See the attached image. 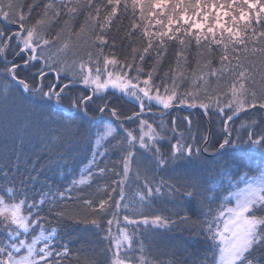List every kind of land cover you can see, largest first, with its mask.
Here are the masks:
<instances>
[{
  "label": "snow or ice",
  "instance_id": "6c2138e0",
  "mask_svg": "<svg viewBox=\"0 0 264 264\" xmlns=\"http://www.w3.org/2000/svg\"><path fill=\"white\" fill-rule=\"evenodd\" d=\"M117 36L124 55L114 51ZM193 49L196 68L189 73ZM170 53L175 63L161 74ZM258 79L264 84V0H0V101L6 105L17 93L29 102H54L62 138L88 142L90 155L71 183L96 187L95 197L83 200L91 218L81 222L103 232V264H155L139 229L188 222L179 213L172 220L145 210L162 187L189 203L216 204L198 226L210 253L199 264H259L264 169L241 176L244 186L238 182L223 200L197 172L209 145L211 159L230 152L241 170L248 155L264 156V122L241 125L243 135L231 127L241 113L264 110ZM80 85L82 94L73 95ZM178 106L205 114L215 109L218 137L210 142L201 136L205 146L199 147L175 120L165 127L151 119ZM168 172L183 174L168 183L161 175ZM31 179L0 185V264H65L71 250L48 227L64 193L30 194Z\"/></svg>",
  "mask_w": 264,
  "mask_h": 264
},
{
  "label": "trees",
  "instance_id": "16d2710c",
  "mask_svg": "<svg viewBox=\"0 0 264 264\" xmlns=\"http://www.w3.org/2000/svg\"><path fill=\"white\" fill-rule=\"evenodd\" d=\"M31 2L32 0H19L21 4ZM37 11L34 10V16ZM124 23L127 24V21ZM84 39L87 37L85 36ZM117 42L118 46L114 51L117 55H124L127 49L120 42V36H117ZM11 58L9 57V59ZM188 59L187 69L191 73L196 68L194 49ZM169 63L173 65L175 63L171 53L161 67V74L167 70ZM213 63L215 64V61ZM32 71L35 73L36 70ZM50 79L51 74L48 77V80ZM256 87L259 91L264 88V84L258 79ZM182 88L188 89L189 82L185 81ZM76 90L73 95H79ZM27 95L26 93L25 96ZM37 99V97H32L33 102H29L23 97H19L17 93H13L10 102L6 105L0 101V185H3L5 174L7 178L15 179L17 184L21 180L28 181L31 177V182L28 184L31 189L30 194H39L41 191L50 192L53 195L64 193L63 199L57 196L55 211L48 215L50 219L48 227L56 228L59 233L58 241L71 250V255L65 264H88L91 260H94L95 264H103L104 249L107 246V241L101 239L103 232L90 223L81 222L91 218L83 200L88 197L94 198L96 187L75 186L71 183L79 178V174L84 169V163L90 155L88 142L78 137L62 138L61 120L56 111L57 106L54 102L35 103L34 101ZM63 103L66 108L67 100ZM214 112L215 109H212L205 114L199 108L190 109L186 106H178L171 109L169 113L157 114L154 117L159 120H153H156V123L157 121L164 123L170 116H178L175 119H179L183 125L181 127L178 123L175 124L178 131H183L185 136L191 132L195 137L193 142L197 140L199 143L203 134L206 137L210 134V120L196 119V121H192L189 128L185 118L200 113L202 116L211 114L212 117L215 115L220 119V116ZM263 113L264 110L252 109L247 114L241 113L239 116L245 122L254 117L252 122H264ZM161 116L163 120H160ZM169 124V127L173 126L171 121ZM231 125L233 126L232 123ZM211 128L213 135L217 137L216 130L220 132L221 125L218 127L211 125ZM243 132L242 128L239 133L243 135ZM213 153L214 151L201 157L202 163L197 172L204 187L211 188L212 193L219 200H223L229 191L234 190L235 185L241 181V176L247 174L251 177L256 174L257 169H262L264 166V156L259 152L245 158L243 170L237 164L231 163L232 153L229 152L224 156L217 155L215 159H211ZM17 154H19V158ZM109 156L111 160L117 159L114 154L110 153ZM182 174V172H168L161 175L166 182L175 183L174 177ZM48 207L51 208L53 205L49 204ZM209 207L215 208L216 204H209L208 201L189 203L181 195H170L167 188L162 187L161 192L156 195L152 207L145 210L163 212L164 215L171 216L172 220L177 219V213L189 219L187 223H177L167 229L142 226L139 229V232L142 233L139 239L143 241L149 258L154 260L155 264H172L173 261L178 264H199L205 254L202 248L204 237H201L202 233L198 226L206 219ZM61 210L65 212V215L56 218L55 212ZM202 214L204 216H201ZM257 259L259 264H264V256L257 253Z\"/></svg>",
  "mask_w": 264,
  "mask_h": 264
},
{
  "label": "rangeland",
  "instance_id": "374dc122",
  "mask_svg": "<svg viewBox=\"0 0 264 264\" xmlns=\"http://www.w3.org/2000/svg\"><path fill=\"white\" fill-rule=\"evenodd\" d=\"M82 89H83V86L82 85H80V86H78L77 87V90H76V92H79V94H82ZM171 109H169V110H167V113H169V111H170ZM157 110H155L154 109V112H156ZM215 113V112H214ZM157 114H159V113H157ZM243 114V113H242ZM241 116V115H240ZM240 116H237V118L236 117H234V119H233V121L231 122L232 124H233V126L231 125V127L233 128V129H235L236 130V132L237 133H239L240 131H241V129H242V127H241V125H243V124H249V123H251L252 121L251 120H253L254 118H252V119H247L246 120V122L244 121V120H241V118H240ZM263 117H264V113H263V115H262ZM178 117V116H177ZM177 117H175V116H170L169 118H167L166 120H165V122L163 123L162 121H157V124H159V123H163L164 124V126L165 127H169V122L170 121H172V120H175V124H177L178 123V125H181V127H183V125H182V123H180V121H179V119H175V118H177ZM188 118L191 120V121H196V119H199V120H201V119H204V120H210V122H209V129H210V134H209V136H207V138H208V140L211 142V141H214L217 137H218V135H219V131L218 130H216V133H217V137H216V135H213V132H212V128H211V125L212 126H216V127H218V126H220L221 125V119H219L218 117H216L215 115L214 116H212L211 117V114H209V115H205V116H202L200 113H196V115H194V116H188ZM151 119H156V120H159L158 118H156V117H152ZM160 120H163V118H162V116H161V118H160ZM191 126V125H190ZM190 126H189V128H190ZM179 132H181V133H183V131H179ZM194 132H195V129H194ZM184 134V133H183ZM206 134H208V133H206ZM240 134V133H239ZM241 135V134H240ZM185 136V135H184ZM194 136V135H193ZM203 136H205L204 134H203ZM188 136H185V138H187ZM70 139H73V137H70ZM190 142H192V143H194V144H196L197 146H199V147H204L205 145L203 144V142L201 141V142H197V140L195 141V142H193V141H190ZM17 149H19V147H17ZM214 151V149L209 145V151H208V153H205L206 155H208L209 153H212ZM17 156H18V158H19V154H17ZM264 169V168H263ZM10 180H12L11 178H7V179H5L4 180V182H3V184H6L8 181H10ZM237 186V184L235 185V187ZM239 186L240 187H243L244 186V184H243V182L242 181H240V183H239ZM235 187H234V189H235ZM201 216H204V214H202ZM49 219V218H48ZM49 222H50V219H49ZM201 237H204V235H203V233L201 234ZM203 245H202V248H203V251H204V254L205 255H208L209 254V252L207 251V249H208V244H207V241L203 238Z\"/></svg>",
  "mask_w": 264,
  "mask_h": 264
}]
</instances>
